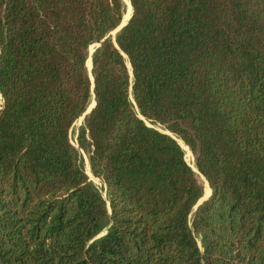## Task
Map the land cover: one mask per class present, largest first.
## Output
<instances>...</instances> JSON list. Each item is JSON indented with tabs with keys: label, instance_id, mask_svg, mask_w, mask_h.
<instances>
[{
	"label": "trees",
	"instance_id": "trees-1",
	"mask_svg": "<svg viewBox=\"0 0 264 264\" xmlns=\"http://www.w3.org/2000/svg\"><path fill=\"white\" fill-rule=\"evenodd\" d=\"M127 1L0 0V264H264V0Z\"/></svg>",
	"mask_w": 264,
	"mask_h": 264
},
{
	"label": "rangeland",
	"instance_id": "rangeland-1",
	"mask_svg": "<svg viewBox=\"0 0 264 264\" xmlns=\"http://www.w3.org/2000/svg\"><path fill=\"white\" fill-rule=\"evenodd\" d=\"M130 2V1H129ZM127 4V3H126ZM127 8H128V6H127ZM127 13H128V11H127ZM126 13V14H127ZM131 13V12H130ZM130 16V15H129ZM93 48V47H92ZM93 103V102H92ZM82 121H83V119L81 118V119H79L77 122H76V126L77 125H79V124H81L82 123ZM147 123L149 124V125H151V126H153V124H151L149 121H147ZM73 132L74 131H72V134H71V140L73 141V143L75 144V145H77V140H76V138L74 137V134H73ZM180 143H182V146H183V142L180 140ZM185 145V144H184ZM183 148H184V146H183ZM186 151H187V154H188V161H189V163H190V165L193 167V169L194 170H196L197 172H198V170H197V168H196V164H195V159H194V155H193V153L186 147V148H184ZM82 154H83V157H84V162H85V168H86V171L88 172V163H89V161H88V159H87V154L85 153V152H83L82 151ZM89 173V172H88ZM89 176H90V178L92 179V180H94L96 183H98L99 185H101L100 184V181H99V179H97L94 175H91L90 173H89ZM201 179H202V181H204V183H205V187H206V190H205V196H208L209 195V193H210V190H209V186L207 185L208 183H206L207 181H206V179L201 175Z\"/></svg>",
	"mask_w": 264,
	"mask_h": 264
},
{
	"label": "water",
	"instance_id": "water-1",
	"mask_svg": "<svg viewBox=\"0 0 264 264\" xmlns=\"http://www.w3.org/2000/svg\"><path fill=\"white\" fill-rule=\"evenodd\" d=\"M125 2H126V0H125ZM132 5V4H131ZM127 11H128V8H127ZM127 11H126V13H127ZM126 13H125V15H124V18H123V20H122V23H121V25L117 28V29H115L113 32H112V34L113 35H115L116 33H118L127 23H128V21L130 20V18H131V16H132V13H133V7H132V12H131V15L129 16V18H127V20L126 21H124L125 20V16H126ZM100 45V43H95V44H93V48H91L90 47V57H89V59L88 60H90L91 61V69H90V71H89V74H90V72H91V74H90V77H91V80H92V82H94V77H93V74H92V68H93V61H92V54H93V52L95 51V49L98 47ZM87 67H88V62H87ZM89 69V68H88ZM131 74L133 75V72L131 71ZM95 106V100L93 101V103L90 105V107L88 108V110L85 112V114L83 115V117H82V119L85 117V115L87 114V113H89L90 111H91V109L93 108ZM170 133V132H169ZM171 134V133H170ZM173 135V134H172ZM174 136V135H173ZM189 147V146H188ZM89 161V160H88ZM90 164V163H89ZM90 170H91V166H90ZM198 170V169H197ZM199 172V171H198ZM88 173V172H87ZM89 174V173H88ZM93 174V173H92ZM208 182V181H207ZM208 184H209V182H208ZM210 186V185H209ZM211 193H212V190H211V192H210V194L208 195V196H205V194L202 196V198L198 201V203H197V205L195 206L196 208L203 202V201H205L206 199H208L210 196H211ZM104 233H102L101 235H103Z\"/></svg>",
	"mask_w": 264,
	"mask_h": 264
},
{
	"label": "bare ground",
	"instance_id": "bare-ground-1",
	"mask_svg": "<svg viewBox=\"0 0 264 264\" xmlns=\"http://www.w3.org/2000/svg\"><path fill=\"white\" fill-rule=\"evenodd\" d=\"M126 3H127V6H128V13L126 14V16H125V20L124 21H126L127 20V18H129V15H131L130 14V12H131V4L126 0ZM93 47V46H92ZM91 47V48H92ZM90 63H91V61H90ZM91 67V64H90V66H88V68H89V71H90V68ZM91 73V72H90ZM179 142H180V140H179ZM183 146H184V148H186V145H184L183 144ZM196 171V170H195ZM88 172L91 174V175H93L92 174V172H91V170H90V164L88 163ZM208 183V182H207ZM208 186H209V184H208ZM210 194V193H209Z\"/></svg>",
	"mask_w": 264,
	"mask_h": 264
}]
</instances>
